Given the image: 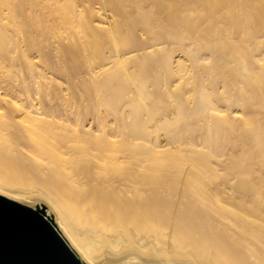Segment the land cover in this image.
Listing matches in <instances>:
<instances>
[{
	"label": "bare ground",
	"instance_id": "obj_1",
	"mask_svg": "<svg viewBox=\"0 0 264 264\" xmlns=\"http://www.w3.org/2000/svg\"><path fill=\"white\" fill-rule=\"evenodd\" d=\"M0 196L81 264H264V0H0Z\"/></svg>",
	"mask_w": 264,
	"mask_h": 264
},
{
	"label": "water",
	"instance_id": "obj_2",
	"mask_svg": "<svg viewBox=\"0 0 264 264\" xmlns=\"http://www.w3.org/2000/svg\"><path fill=\"white\" fill-rule=\"evenodd\" d=\"M0 264H81L34 209L0 196Z\"/></svg>",
	"mask_w": 264,
	"mask_h": 264
}]
</instances>
